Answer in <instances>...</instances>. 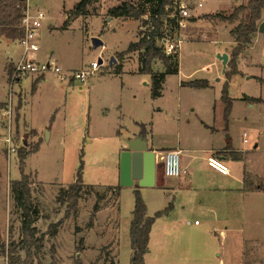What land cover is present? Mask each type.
<instances>
[{
  "label": "rangeland",
  "instance_id": "obj_1",
  "mask_svg": "<svg viewBox=\"0 0 264 264\" xmlns=\"http://www.w3.org/2000/svg\"><path fill=\"white\" fill-rule=\"evenodd\" d=\"M81 1L31 0V7L46 13L38 31V53L43 61L52 56L68 66L66 70L86 69L94 61H103L85 85L61 83L54 74L43 79L30 75L12 84L11 69L21 58L22 48L18 40L0 36L8 40H0V103L6 104L0 106V244L7 251L9 246L15 250L23 239L21 211L14 202L11 183L21 179L19 153L27 151L31 154L25 160V174L31 182L33 205L40 213L35 224L39 243L32 246L35 264H75L78 258L83 264H115V256L108 249L117 243V236V264H130L136 190L147 205L149 217L164 213L152 229L150 246L165 256L156 264H264V35L255 33L236 62V75L228 80L226 71L236 46L230 32L245 13L233 24L218 17L229 16L249 0H205L204 8L172 34L183 41L180 70L166 77L158 98L152 96L151 76L137 72L140 53H126L147 27L142 29L139 20L109 14L123 1L139 5V0H98L87 7L85 16L62 30ZM263 21L264 9L259 23ZM94 38L103 46L94 48ZM158 46L165 51L160 42ZM225 53L229 61L224 71L218 55ZM112 58L115 61L110 65ZM153 63L158 64L152 68L154 72L165 70L159 60ZM119 64H123L120 71ZM201 80L208 81V87L188 86ZM227 82L229 109L223 98ZM6 109L11 113L10 132L17 149L10 156L5 143L9 134ZM203 121L216 130L206 128ZM29 124L38 130V138ZM141 129H146L160 150L178 141L199 147L220 141L224 147L243 151L240 165L252 172L247 175L245 193L235 202L231 200L228 210L220 208L208 217L178 205L166 212L171 205H165L166 195H172L159 187H121L116 179L119 149L127 137ZM78 174L87 187L75 215L73 206L59 203L58 197ZM156 180L165 181L161 162ZM112 185L120 187L118 219L117 204L107 191ZM97 193L107 199L98 201ZM96 203L110 214L98 216ZM172 220L180 228L170 229L161 247L160 234ZM196 221L200 227L195 226ZM19 255L25 259V252ZM0 264H7V259L0 257Z\"/></svg>",
  "mask_w": 264,
  "mask_h": 264
},
{
  "label": "trees",
  "instance_id": "obj_2",
  "mask_svg": "<svg viewBox=\"0 0 264 264\" xmlns=\"http://www.w3.org/2000/svg\"><path fill=\"white\" fill-rule=\"evenodd\" d=\"M98 0H82L77 4L70 16L65 20L63 30L67 29L72 21L85 16L87 7ZM122 1V0H119ZM171 3V0H139V5H134L123 1L119 6L112 8L109 14L113 18H127L139 20L142 23V30L138 36V41L131 43L126 53L139 52V73L150 75L152 80V96L154 98L161 97L163 84L169 75H175L179 72V53L167 55L162 47L158 46V42L166 37L169 32L175 33L177 24L167 18L166 7ZM25 8L24 0H0V36H4L9 40H19L24 36V30L21 27L23 11ZM148 8L149 11L147 10ZM264 9V0H249L247 4L236 7L229 16L218 15V17L230 24H233L237 19L245 13L243 20L234 27L230 34L234 38L236 46L233 49L232 58L228 64L229 70L226 71L228 80L236 75L237 60L239 56L251 44L252 38L258 31L262 12ZM168 31V33H167ZM123 56V55H122ZM123 58V57H122ZM159 60L165 67L164 73L154 72L152 62ZM122 64L117 66L120 71ZM209 83L206 80L190 82L188 86L196 88H206ZM228 82L225 85L223 98L229 103L228 109L231 106V100L227 94ZM36 152V151H35ZM31 152L20 151L19 159L21 164L22 177L18 181L11 183L12 194L16 207L21 211V233L23 235L22 242L14 250L15 246L7 247L0 244V257L7 259V264H35V254L33 245L38 244L36 239L37 228L35 226L40 213L37 206L32 202V190L29 176L25 174V160ZM233 158L239 157L238 153H232ZM237 157V158H238ZM87 186L83 184L80 174L74 183L68 188H62L59 193L58 202H68L75 209L78 201L82 198L84 190ZM96 190L94 187H91ZM139 188V187H136ZM120 187H110L107 189L111 195L117 197ZM97 200L102 201L106 196H100L97 193ZM72 208V207H71ZM172 205L166 210H170ZM100 210L99 203L94 206V212ZM164 213L159 212L155 217L148 216L147 205L139 190L135 191V207L132 213V222L130 226V240L132 247V258L130 264H145V256L149 252L150 236L153 225L157 218ZM93 218V217H92ZM93 221L90 222V225ZM53 234L56 232L57 225L52 226ZM11 248V249H10ZM25 252V259L19 255L20 252ZM75 264H83L81 259H76Z\"/></svg>",
  "mask_w": 264,
  "mask_h": 264
},
{
  "label": "crops",
  "instance_id": "obj_3",
  "mask_svg": "<svg viewBox=\"0 0 264 264\" xmlns=\"http://www.w3.org/2000/svg\"><path fill=\"white\" fill-rule=\"evenodd\" d=\"M0 40L6 41V42L8 41L2 38H0ZM138 40L139 39L137 37V41ZM38 52L34 54L33 57L37 59L38 61H43L42 59L43 56H40ZM8 54L10 57H12V54L10 52H8ZM52 58H53L52 56H48L45 59V61L52 59ZM56 61L64 69L68 67L60 63L59 60H56ZM157 65L158 64L153 63L152 68L155 69ZM179 68H180V55H179ZM69 69H72V68H69ZM137 72L139 73V67L137 69ZM155 72L164 73L165 70L163 72H159V71H155ZM38 79H43V78H38ZM38 83H39V80L37 81L36 79V84ZM74 84L75 83H71L69 85L71 86ZM0 106L1 108H3V107H6V104L0 103ZM202 124H204L206 128L212 129V131L216 130L214 127L209 126L204 121L202 122ZM30 129L31 131H34L36 133V137L38 138L39 136L38 130L31 126H30ZM47 131L49 132V130ZM51 133L52 132L50 131L48 134H50L51 136ZM139 136H142V139L139 141L138 144L140 145V144L146 143L147 146H149V148L156 153L157 164L161 162V156L163 155V153L167 151H171V150L180 151L181 167L183 169L182 175L179 178H175V179L167 178L168 180L170 179L169 181L166 180V177L164 176L165 177L164 182H159L156 180L155 187H159L160 189H163V191L170 193V195H172L170 197L166 195L165 205L171 204L173 209L175 210L177 208L176 205L182 206V209H185V210L194 208L198 210L200 214H205L209 217V215H211L212 213L217 214L220 208L228 210L230 206L229 203L231 202V200L235 202V200H237L236 199L237 197L240 198V195L242 196V193H245V190L247 187V175L251 174L252 172L247 171L244 165L243 166L240 165L241 162L239 161L243 160V154H244L243 151L233 149L230 146L224 147V145L220 141L214 144H209L204 147L193 146L192 144L182 145L181 141H178L177 144L175 143L173 146L160 150L159 148H156L153 145V143L149 139V136L147 135L146 129L144 130L141 129L138 132L132 133L129 137H127V142ZM256 147H258L257 144L255 145V148ZM125 149H127V143L124 146L120 147L119 156ZM230 153H238L239 157L236 156V158H233V155L230 156L231 155ZM211 158H215L218 161L222 162L223 164L227 165L230 170V173L228 175H223L222 173L211 168L208 164L209 159ZM119 167H120V161L118 157L117 174H116V179H117L118 184L120 181V168ZM222 182L230 186L223 187L221 186ZM111 187H114V185H112ZM133 188H135V186ZM219 191H222V193H219ZM109 194H110V198L117 204V206L115 207H116V214H117V219H118V212L120 210V205H119L120 191L117 197L111 195V193ZM106 199L107 198L103 199V201H105ZM171 201H173V203H171ZM106 210H107L106 208L102 209L100 205V210L98 211L99 213L97 212L98 216L100 214L102 215L106 212H109L108 210L107 211ZM108 214H110V212ZM196 222H195V226L200 227L201 224L199 222L198 224H196ZM178 227L179 225L176 220H172V222L167 223L165 225L162 234H160L161 235V238H160L161 247L165 245L164 238L168 237V233L170 229L171 231H173V229L177 230L180 228ZM226 230H229V228L226 227ZM226 230L222 231V234H226L227 232ZM152 234L153 233L151 231L150 243L152 239ZM117 243H118V236H117ZM117 243L115 245L110 246L108 249V251H111L112 252L111 254L115 256V264H117V261H116ZM149 248H150V251L145 256V264H156L157 262L164 260L162 258H165V256H163L160 252H155L153 247L150 246V244H149ZM218 264H226V262L224 261Z\"/></svg>",
  "mask_w": 264,
  "mask_h": 264
},
{
  "label": "built area",
  "instance_id": "obj_4",
  "mask_svg": "<svg viewBox=\"0 0 264 264\" xmlns=\"http://www.w3.org/2000/svg\"><path fill=\"white\" fill-rule=\"evenodd\" d=\"M25 8L21 27L24 30V36L20 38L19 45L22 48V56L19 61L13 65L10 74V82L13 84L21 78L29 77L30 75L43 78L47 74H54L61 83H81L85 85L89 78L93 76L101 67L99 62H92L86 69L66 70L56 60L49 59L47 61H38L33 56L39 50L38 31L43 27V21L46 19V13L42 10L36 12L31 7V0H24ZM205 0H171V3L166 7L167 18L177 24V31L185 27V22L194 18L198 10L204 8ZM168 33V31H167ZM171 32L166 34V37L159 42L164 46L165 53L172 55L179 53L182 48L183 41L172 37ZM5 114L9 120V134L5 139L7 144V153L9 156L17 151L14 143L13 135L11 134V113L6 109ZM247 136V134H244ZM244 142H247L245 139ZM163 173L166 178H179L183 169L181 167L180 151L171 150L163 153L161 156ZM209 166L223 175H228L230 170L227 165L218 161L215 158L209 159ZM198 224V222H196Z\"/></svg>",
  "mask_w": 264,
  "mask_h": 264
},
{
  "label": "water",
  "instance_id": "obj_5",
  "mask_svg": "<svg viewBox=\"0 0 264 264\" xmlns=\"http://www.w3.org/2000/svg\"><path fill=\"white\" fill-rule=\"evenodd\" d=\"M258 31L264 35V21L259 25ZM94 48L103 46V42L94 38L92 40ZM224 66L227 68L229 55H218ZM115 61L112 58L110 65ZM99 63L103 61L100 59ZM142 139L139 136L127 142V149L121 153L120 157V186L121 187H139L153 188L156 186L157 179V155L146 143L138 144Z\"/></svg>",
  "mask_w": 264,
  "mask_h": 264
}]
</instances>
